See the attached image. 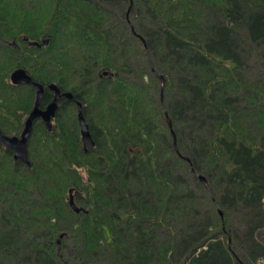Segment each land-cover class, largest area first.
Wrapping results in <instances>:
<instances>
[{"label": "trees", "instance_id": "16d2710c", "mask_svg": "<svg viewBox=\"0 0 264 264\" xmlns=\"http://www.w3.org/2000/svg\"><path fill=\"white\" fill-rule=\"evenodd\" d=\"M17 68L40 108L72 98L30 166L0 145V264H261L264 0H0L7 135L35 99Z\"/></svg>", "mask_w": 264, "mask_h": 264}, {"label": "water", "instance_id": "95a60500", "mask_svg": "<svg viewBox=\"0 0 264 264\" xmlns=\"http://www.w3.org/2000/svg\"><path fill=\"white\" fill-rule=\"evenodd\" d=\"M130 3H131V0H130ZM141 40L145 44L144 39L141 38ZM28 43L32 44V45H37L36 42L29 41ZM145 51H146V53L148 51L146 47H145ZM103 73H108V72L104 71ZM160 79H161L160 100L162 101V99H163L162 89H163V84H164V77L161 75ZM10 82L12 84H15V85L25 83V84H29V85L34 86L35 87V99H34V103H33V106L31 108L30 112L28 113L27 117L25 118L24 125H23V128H22L20 134L19 135H7V134H4L0 130V145H2L3 147L10 149L12 151L14 160L21 161L24 165L30 166V162L28 159V151H27V140L31 134L34 120H36L37 118H40L45 123L46 127L48 129H51V125H52L51 119H52V117H54L56 109L58 107V104H57L58 100L60 99L61 96L67 97L68 99H71L72 94L70 92L61 93L60 90L58 89V87L54 83H49L48 88H50L51 90L54 91L53 99L44 108H40L39 102H40V99L42 97L44 87L42 84L32 80V78L28 75V73L25 71V69H23V68L14 69L10 73ZM76 104L78 107V121H79V125H80V135H81L83 146L85 149H87V147H93L94 146V140L91 137L88 125H87V123H86V121H85V119L81 113V104L79 101H77ZM165 116H166V119L168 122V126L171 127V121H170V118L168 116L167 111H165ZM171 132L173 135L174 147L176 149L175 134H174L172 129H171ZM198 178H199V181L203 185H205V187L209 191L210 195H212L210 187L207 185L206 178L201 174H198ZM69 204H70L71 208L73 209V211H75L76 213L79 212L80 210H82L81 207H78L75 204L71 194L69 196ZM60 236H62V234Z\"/></svg>", "mask_w": 264, "mask_h": 264}, {"label": "flooded vegetation", "instance_id": "af4514ba", "mask_svg": "<svg viewBox=\"0 0 264 264\" xmlns=\"http://www.w3.org/2000/svg\"><path fill=\"white\" fill-rule=\"evenodd\" d=\"M103 76L108 77V78L110 77V75H108V74H104V73H103Z\"/></svg>", "mask_w": 264, "mask_h": 264}, {"label": "built area", "instance_id": "2783aa9c", "mask_svg": "<svg viewBox=\"0 0 264 264\" xmlns=\"http://www.w3.org/2000/svg\"><path fill=\"white\" fill-rule=\"evenodd\" d=\"M262 263H264V261H261Z\"/></svg>", "mask_w": 264, "mask_h": 264}]
</instances>
